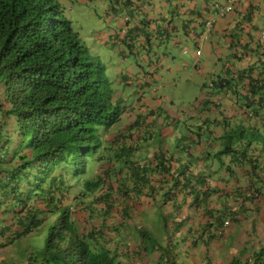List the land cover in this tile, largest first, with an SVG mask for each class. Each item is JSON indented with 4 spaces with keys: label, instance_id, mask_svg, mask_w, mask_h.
I'll return each mask as SVG.
<instances>
[{
    "label": "crops",
    "instance_id": "1",
    "mask_svg": "<svg viewBox=\"0 0 264 264\" xmlns=\"http://www.w3.org/2000/svg\"><path fill=\"white\" fill-rule=\"evenodd\" d=\"M77 1L85 7L92 3L106 18L100 20L98 15L105 23L95 25L91 37L83 40L104 63L107 77L118 80L120 91L114 96L129 101L119 125L100 129L106 154L102 165H108L114 150L131 153L116 161L120 187L114 185L111 199L116 205L109 209L105 235L98 241L104 239L111 251L128 247L130 254L140 246V258L120 256L127 264H158L161 244L182 264H191L190 257L192 264L251 260L264 249V150L263 142L253 138L256 133L264 138L260 102L264 95V0H234L231 11L214 17L211 29H207L211 7L228 0ZM70 18L77 26L74 10ZM189 44H193L191 49ZM172 48L194 53V60L177 62ZM197 49L202 56L195 54ZM188 80H196L199 98L189 111L182 112L183 117H174L162 107L164 99L172 104L168 86L179 81L184 88ZM153 92H160V97ZM12 119L0 127L2 134L16 129ZM156 134L164 143L149 151ZM171 141L175 144L170 149L166 144ZM15 145L13 141L11 147ZM226 146L231 150L221 153ZM160 158L168 172L155 168ZM134 166L150 170L145 174L150 187L140 193L133 192L135 184L121 187L132 180L129 167ZM209 177L219 182L218 188L209 187ZM107 192L112 191L102 193ZM89 199L76 205L86 207ZM4 209L0 207V225L7 223L5 219L13 223V214L5 215ZM71 216L78 233L83 232L87 213L80 210ZM155 218V227L150 228ZM140 229L147 231L148 242H154H144L136 232ZM6 236L0 234V264L10 261L2 250L14 240L6 242ZM179 247L188 249L187 262L178 255Z\"/></svg>",
    "mask_w": 264,
    "mask_h": 264
},
{
    "label": "trees",
    "instance_id": "2",
    "mask_svg": "<svg viewBox=\"0 0 264 264\" xmlns=\"http://www.w3.org/2000/svg\"><path fill=\"white\" fill-rule=\"evenodd\" d=\"M104 72V63L91 56L59 0H0V95L3 89L4 101L10 104L7 111L0 101V127L9 123L5 113L18 121L16 149L5 150L1 142H12L14 133L0 132V207L5 206L4 214L15 218L13 223L5 219L0 234L7 233L6 241L18 239L42 225L43 214L54 210L58 199L68 203L59 208L57 224L49 229L40 252H28L27 257L2 264H127L120 256L142 255L140 246L130 254L128 247L111 251L104 239L98 241L105 235L109 209L116 205L111 201L114 185L120 187L115 160L131 153L120 148L95 177L86 176L89 163L102 160L97 155L103 145L100 129L112 127L123 114L122 100L112 99ZM260 102L264 105V95ZM253 138L262 139L264 150L262 135L256 133ZM230 147L221 153L229 152ZM165 165L160 158L155 168L168 172ZM129 169L133 178L121 187L135 184V193L150 187L145 176L150 170ZM80 182L83 188L75 197L81 198L78 205L85 203V197L90 199L86 207H78L88 218L98 212L100 220L93 225L86 221L83 232L78 233L68 192ZM136 232L144 242L149 238L145 229ZM158 252V264H182L167 245H158ZM251 259L252 264H264V249Z\"/></svg>",
    "mask_w": 264,
    "mask_h": 264
},
{
    "label": "rangeland",
    "instance_id": "3",
    "mask_svg": "<svg viewBox=\"0 0 264 264\" xmlns=\"http://www.w3.org/2000/svg\"><path fill=\"white\" fill-rule=\"evenodd\" d=\"M61 4L64 7L65 15L69 19H71L70 14L73 13V10L77 14L78 24H77V26H75L73 24V26H74V29L80 33L81 39H83L85 37H91V33H92L94 26L105 23L104 21H100V20H105L106 18H103L104 15L101 12H99L98 10H96L93 7L92 3L88 7H85L84 5L80 4L77 0H69V1L63 0V2H61ZM98 15H100L102 17V18H99L100 20L98 19ZM113 21H115V20H113ZM81 24L84 26V28L83 27L81 28ZM84 40H85V42H87V44H89L86 39H84ZM192 45L193 44H189L188 48L191 49ZM181 48H182V46H180V49ZM171 51H172L171 53H173V55L176 56L175 59L177 62H180V61L182 62L185 59L193 61L194 57H195L194 53L192 54V52H190V51L188 53L187 52L183 53V50H181V52H180L179 50H176L175 48L174 49L172 48ZM131 59H132V57H131ZM106 79H108V87L110 89L112 96H113V94L120 91L119 84L116 83L118 81V80H116V78H114V77L108 78L107 77ZM194 82H196V80H188V81L183 82L184 88H182V84H179V81H175L176 86H174L173 84L169 85L168 87L171 90L169 97L172 99V104H169V102L164 99V101L162 103L163 109L166 111L167 110L170 111L171 115H174V117L175 116L176 117H183L182 112H184L185 109H186V111H189L190 108L193 107V104L196 101V99L199 98L200 87ZM130 90L131 89H128L127 91H130ZM153 93L157 98L160 97V92H153ZM120 98L123 101L122 110L124 112V109L126 106L125 104L129 103V101L127 99H125V97L121 96ZM154 104H157V102L147 103V106L149 107V106H152ZM117 125H119V124L117 123ZM159 127H161V125H159ZM261 135H263V134H261ZM254 141L260 142V141H262V139L254 138ZM151 143H152V144H150L151 146H149V147H151V149L149 151L154 150V149H158L159 147H162V143H164V142H163V140H161L159 138V134H156L155 138H154V142H151ZM174 144L175 143L173 141H171L170 144H166V145L169 146V148L171 149L174 146ZM102 164L103 163L91 161L89 163L88 172H87L86 176L95 177L96 174L98 173V171L107 167L106 165H102ZM205 176H209V174H206ZM209 178H210V179H208L209 187L212 188L214 186L215 188H218L219 182L213 181V177H209ZM113 183L117 184V178L116 179L114 178ZM82 188H83V183L80 182L77 185V187L75 186L71 190L69 189L68 196H71L70 197L71 199L74 196L77 197V195L79 194V191H82ZM80 200H81V198L77 199L76 201L72 200V203H74L73 205L75 206V209L78 211H80L81 208H79L78 205H76V204L79 203ZM34 201H32V203ZM93 215L94 216H89V218H88V216H86V218L84 219L85 222L89 220L88 224H91V225H93L92 224L93 221H96L95 223H98V219L100 220L99 213L95 212ZM159 216L160 215H158L157 217L159 218ZM161 217H163V216H161ZM158 218H155L154 220H152L150 222L151 223V225H149L150 228L155 227V224H156V221L158 220ZM190 221H193V218H190ZM55 224H57V223H55L54 218L51 217L50 219H46V221L42 225H39L37 228H35L30 233H28V234H26V235H24L18 239H15L12 244L8 245L6 248H4L2 250V254H3L4 258H7L9 260H11V259H22V258H24V256L27 257L28 252H30V253L40 252L45 246L47 234L49 232L50 227L54 226ZM87 227L90 228L91 226H87ZM155 230H156V232L157 231L162 232L160 230V228H158V229L155 228ZM168 231L169 230H166L164 232L167 233ZM161 234L163 237H165L164 233H161ZM136 237H137V234H135L133 238H136ZM182 238L183 237H181L180 240H182ZM153 242H154V240L149 241V242L147 240L146 243L150 244ZM179 248L181 250V247H179ZM187 250L188 249L185 248V250L180 251L181 253H179L177 251L178 255H180L181 257H184L183 259L186 262L188 261V258L190 257V256H186L185 252H187ZM189 262L192 264L193 258L190 257Z\"/></svg>",
    "mask_w": 264,
    "mask_h": 264
},
{
    "label": "clouds",
    "instance_id": "4",
    "mask_svg": "<svg viewBox=\"0 0 264 264\" xmlns=\"http://www.w3.org/2000/svg\"><path fill=\"white\" fill-rule=\"evenodd\" d=\"M60 2V1H59ZM233 2H234V0H228L224 5H218L217 3H214L213 4V6L211 7V15H210V20L207 22V29H211L212 28V24L214 23V20H215V16L216 15H224L226 12H229V11H231L232 10V8H233ZM228 4H231V9L229 10V11H223V12H221L220 11V9H223L226 5H228ZM83 40V39H82ZM84 41V40H83ZM85 42V41H84ZM86 44V43H85ZM87 45V44H86ZM88 46V45H87ZM88 49H89V47H88ZM198 50H201V49H197L196 50V54H197V51ZM202 52V51H201ZM89 53L91 54V56H93L94 57V55L90 52V49H89ZM198 56H202V54H197ZM105 66V65H104ZM105 72H106V67H105ZM104 72V74H105V76H106V78H107V74ZM109 78V77H108ZM108 80V79H107ZM3 95V89H2V91H1V95H0V97ZM112 96V95H111ZM112 99L114 100V101H117V100H120V99H118V98H116L115 96H114V94H113V96H112ZM0 101L2 102V104H5V106L3 107V109L4 110H9V108H10V104H8V103H6L5 101H4V95L0 98ZM123 103V102H122ZM5 115H7L8 116V118H9V123H10V116H12L14 119H12L13 120V123H14V125L16 126V129H14V128H11L9 131L10 132H12V133H14V135H13V137H14V139H13V141L15 142L16 141V145L15 146H13V147H11L12 146V143H13V141L12 142H10V143H8L7 141H5V144H3L4 145V148H5V150H8V151H10V150H13V149H16L17 147V140H18V136H17V123H18V121H17V118H16V116L15 115H13V114H7V113H5ZM15 120H16V122H15ZM8 123V124H9ZM3 142V141H2ZM104 148H103V145H102V147H101V149H99V151H98V153H97V155L98 156H102L101 158H102V160L104 159V157H105V152H104V150H103ZM115 151H117V150H114V151H112L110 154H109V156H108V158H111V159H113V153L115 152ZM107 158V159H108ZM6 160H9V156L6 158ZM102 160H100V161H102ZM96 162H98V161H96ZM111 162V160H109L108 161V163H110ZM98 163H100V162H98ZM115 163H116V160H115ZM108 166V165H107ZM78 189V188H77ZM80 192V191H79ZM75 197L76 196H74V199H75ZM71 200H73V197H72V199ZM70 203V202H69ZM65 204H68L67 202H64V203H61L60 202V200L58 199L57 201H56V203H55V209L54 210H52V211H46L44 214H43V216H44V220H43V223L46 221V219H50L51 217H53L54 218V222L55 223H57V220L59 219V213H60V210H59V208H61L63 205H65ZM74 203H72V201H71V213H74V212H77L78 210H76L75 209V206L73 205ZM19 210H20V208H19ZM226 224L227 223H229L228 221H226L225 222ZM52 227V226H51ZM50 227V228H51ZM15 240V239H14ZM7 242V241H6ZM11 242V241H10ZM252 260V259H251Z\"/></svg>",
    "mask_w": 264,
    "mask_h": 264
},
{
    "label": "built area",
    "instance_id": "5",
    "mask_svg": "<svg viewBox=\"0 0 264 264\" xmlns=\"http://www.w3.org/2000/svg\"><path fill=\"white\" fill-rule=\"evenodd\" d=\"M231 9V4L226 5L223 9H220L221 12L229 11ZM197 54H202L201 50L197 51ZM249 263L252 264L253 260H249Z\"/></svg>",
    "mask_w": 264,
    "mask_h": 264
}]
</instances>
